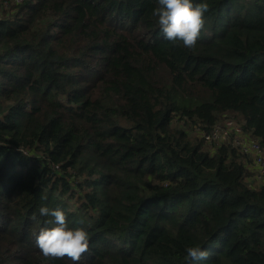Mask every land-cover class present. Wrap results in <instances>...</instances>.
I'll list each match as a JSON object with an SVG mask.
<instances>
[{
  "label": "trees",
  "instance_id": "16d2710c",
  "mask_svg": "<svg viewBox=\"0 0 264 264\" xmlns=\"http://www.w3.org/2000/svg\"><path fill=\"white\" fill-rule=\"evenodd\" d=\"M0 0V264H73L35 245L61 208L77 264H264V183L197 129L225 114L264 147V0L211 11L193 49L157 0ZM35 216V219H33Z\"/></svg>",
  "mask_w": 264,
  "mask_h": 264
},
{
  "label": "clouds",
  "instance_id": "9594fccd",
  "mask_svg": "<svg viewBox=\"0 0 264 264\" xmlns=\"http://www.w3.org/2000/svg\"><path fill=\"white\" fill-rule=\"evenodd\" d=\"M211 11L206 2L194 0H157L152 15L163 34L172 44H182L193 49L206 25V14ZM40 216H50L46 221L51 227H41L35 235V245L46 259L67 258L77 264L90 250V236L83 227H69L67 215L61 208H39ZM35 219V216H33ZM187 258L199 264L208 259V250L200 247H188Z\"/></svg>",
  "mask_w": 264,
  "mask_h": 264
},
{
  "label": "built area",
  "instance_id": "2783aa9c",
  "mask_svg": "<svg viewBox=\"0 0 264 264\" xmlns=\"http://www.w3.org/2000/svg\"><path fill=\"white\" fill-rule=\"evenodd\" d=\"M20 3L23 0H7ZM4 6L8 7V2ZM197 134L204 139L210 151L219 145L230 143L247 155L251 162L253 178L264 183V147L258 139L252 138L243 126V119L236 118V114L228 113L219 119L210 129H197Z\"/></svg>",
  "mask_w": 264,
  "mask_h": 264
},
{
  "label": "crops",
  "instance_id": "0c3cea01",
  "mask_svg": "<svg viewBox=\"0 0 264 264\" xmlns=\"http://www.w3.org/2000/svg\"><path fill=\"white\" fill-rule=\"evenodd\" d=\"M250 168H252L251 164H250ZM248 180H249V182H251L252 185L257 186L258 182H256V180H255V178H253V176L250 177Z\"/></svg>",
  "mask_w": 264,
  "mask_h": 264
},
{
  "label": "rangeland",
  "instance_id": "374dc122",
  "mask_svg": "<svg viewBox=\"0 0 264 264\" xmlns=\"http://www.w3.org/2000/svg\"><path fill=\"white\" fill-rule=\"evenodd\" d=\"M236 118L239 119L240 117H238V115H236ZM256 182H257V181H256ZM260 184H261L260 182L257 183V185H260Z\"/></svg>",
  "mask_w": 264,
  "mask_h": 264
}]
</instances>
